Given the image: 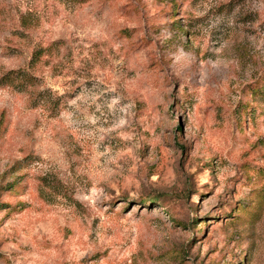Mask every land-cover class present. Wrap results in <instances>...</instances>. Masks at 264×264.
Segmentation results:
<instances>
[{
    "label": "rangeland",
    "instance_id": "1",
    "mask_svg": "<svg viewBox=\"0 0 264 264\" xmlns=\"http://www.w3.org/2000/svg\"><path fill=\"white\" fill-rule=\"evenodd\" d=\"M0 264H264V0H0Z\"/></svg>",
    "mask_w": 264,
    "mask_h": 264
}]
</instances>
